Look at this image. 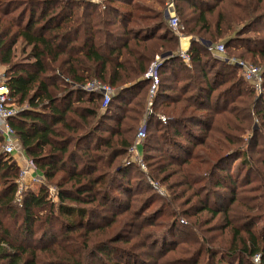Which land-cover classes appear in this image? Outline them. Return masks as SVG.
Returning <instances> with one entry per match:
<instances>
[{"label": "trees", "instance_id": "1", "mask_svg": "<svg viewBox=\"0 0 264 264\" xmlns=\"http://www.w3.org/2000/svg\"><path fill=\"white\" fill-rule=\"evenodd\" d=\"M116 1L102 8L91 0H0V61L19 109L11 125L44 177L18 202L20 168L0 156V264H255L256 256L264 264V154L253 161L247 150H230L227 135L230 120L252 116L264 129V81L259 93L211 49L221 42L228 58L264 65V0H175L180 33L191 38L190 67L162 10ZM158 56L160 84L141 152L170 183L172 199L160 208L176 203L178 188L199 197L180 215L150 210L156 198L132 177L144 174L123 162ZM92 80L115 89L106 108L102 95L83 89ZM254 142L264 152V133L254 131ZM237 158L254 183L249 198L238 195L240 176L228 166Z\"/></svg>", "mask_w": 264, "mask_h": 264}, {"label": "rangeland", "instance_id": "2", "mask_svg": "<svg viewBox=\"0 0 264 264\" xmlns=\"http://www.w3.org/2000/svg\"><path fill=\"white\" fill-rule=\"evenodd\" d=\"M91 1L93 3H96V4L102 3V8H104L105 6H103V2L107 1V0H91ZM138 1L143 3L145 6L150 7L152 9H155L157 11L162 10L163 16L166 20H168V23H169L170 18L175 13V10H174L175 5L173 6V8H169L167 6V3H166L167 0H162L163 5H159L156 0H138ZM112 2L115 3L116 5L120 4L119 2L117 3L116 0H112ZM180 24H181V22H180ZM181 26L183 27L182 24H181ZM175 35L179 36V42H180V37H190V36H185L182 32L181 33H175ZM251 36L254 37L255 34H252ZM219 44H222V43L220 42V43L216 44V46ZM17 47H19V46L17 45ZM213 54H214V56H216V55L218 56L217 53H213ZM222 56H224V55H219V57H222ZM224 58L226 59L227 62L230 59V58H228V56L227 57L225 56ZM16 59H17V62H21V63H24L27 61V54L21 53V47L17 48ZM243 61H245V60H243ZM245 62H247V61H245ZM247 63H250V62H247ZM250 64H252V63H250ZM256 66H259L263 70V73H264V65L256 64ZM240 73L242 75L241 71H240ZM262 77H263V81H264V74H262ZM92 81H94V80H92ZM92 81H88L86 84H88L89 82H92ZM262 87H263V82H262ZM102 106H103V103H102ZM153 110H154V108L152 109V112H153ZM147 113H148V111H147V107H146L145 108V116L142 118L139 126L137 127V132L135 134L133 145L131 146L129 153L126 155L123 162L125 163V165H128V166L132 165V164H136L139 167V169L141 170V172L144 174L143 176H141L138 171H134V172H132V177H133V180H139V179L142 180L143 179L145 184L149 187L148 189L146 188L147 189L146 195L147 196H154V198H156V200L153 202L150 210L157 211L158 209L162 210V208H165V214L167 212H169L170 210H172V212H174V213L176 212L177 215H180L183 210L188 209L193 204H197L195 202L198 200L199 197H197V199L193 198V197H189V194L193 193L192 191H188V190H185L182 188H178L176 191V194L179 195L180 197L176 201V203L171 205V206L160 208V206H164L163 202H170L172 199L173 195H172L171 190L169 189L170 183H166V182H164V180H162L163 179V173L159 174L157 172H152L150 170V168L145 163L143 152H140V154H141L140 160H139V158H136V154L132 152L133 148H135L137 145L142 146L146 142V139H145L143 142L138 143L137 133L143 125H146L144 123V121H146L150 117V116H147ZM146 131H147V125H146ZM254 131H256L258 134H259V132L264 133V129H262V127H261V121L258 119V116H252L250 119H247V121H245V122L236 121L235 119L230 120V129H228V131H227V135L231 139V143L229 145L230 150H234L236 148H239L242 150H247L249 152L248 154H249L250 158L251 159L253 158V161H256L257 159L262 157L264 152H261L263 150V147L261 146L260 142H259V144H256L255 142L252 144V141L254 138ZM249 146H252V148L249 149ZM1 155L6 156L3 153V141H0V156ZM207 156L209 158L210 164H213L215 161H217V154L209 151ZM6 158H10V157L8 156ZM239 163H240V158L233 159L228 164V166L232 172H234V173L236 172V175L240 176L238 179V185H237L238 186V195H240L241 197L245 196V197L249 198L251 195L254 194V192H252V193L250 192V191H252L250 188H253L254 183L249 184V185L247 184V181H245L246 180L245 175H246L248 169H247V167H244L243 165H240ZM196 164H197V167H200L199 165L201 164V162H198ZM208 167H210V166L209 165H202L203 169L208 168ZM259 167H261L260 164H257L256 168L259 169ZM36 170H37V168H36ZM199 173H202L201 169L199 170ZM194 174L197 176V174L195 172H194ZM256 178H257V175H254L253 179H256ZM201 184H203V183H198L195 185V187L200 186ZM257 185H255V186H257ZM33 188H34V189H32L33 191L38 192L40 186L34 185ZM51 188L56 189V187H53V186ZM54 193L53 194L51 193V195H55L57 192L55 194ZM186 193H189V194H186ZM226 194L227 193H225L224 195H226ZM227 196L228 195L223 196V198H226ZM200 197H203V195H201ZM247 201H248V199H247ZM203 215H206V213H204ZM163 218H164V216L160 217V221H162ZM183 219H185V218H183ZM170 220H173V219H170ZM193 220H195V219H191V221H193ZM217 221L219 223L220 219L218 218ZM166 223H168V221ZM215 223H216V221L213 224H215ZM227 235L228 234L225 233V236H227ZM170 259H172L171 255H169L167 257V260H170ZM254 263L256 264V262H254Z\"/></svg>", "mask_w": 264, "mask_h": 264}, {"label": "built area", "instance_id": "3", "mask_svg": "<svg viewBox=\"0 0 264 264\" xmlns=\"http://www.w3.org/2000/svg\"><path fill=\"white\" fill-rule=\"evenodd\" d=\"M166 3L169 8H173V6L175 5V0H167ZM168 25L174 33H180V31L183 29L175 13L170 18ZM211 49L213 53L218 54V56L216 55L218 58L223 61H226V59L224 58L225 56L227 57V55H225L226 49L223 44H219ZM219 55L224 56L219 57ZM179 57L187 66L190 67L192 65L191 57L187 52H180ZM162 59L163 58L157 57V59L150 65V68L146 74V78L149 79L151 82L150 90L148 93V100L146 104L148 111L147 116H150L153 113L152 109L154 108V100L160 84L159 66L162 62ZM228 62L240 69L243 78L248 84L255 87L258 92L262 91L263 70L259 66L247 63L238 58H230ZM5 72L6 70L4 69L0 61V134L3 139V153L9 157L16 158L15 160L20 163V171L17 179V201L21 202L23 198V192L26 189L32 188L34 185L41 186L44 182V177L37 173V170L33 166L30 158L26 155L25 151L21 147L16 132L11 125V120L19 113V109L10 104V100L8 97V89L5 86ZM83 89L86 92L92 94L102 95L103 108H106L110 104L113 96L116 94L114 88L109 85L102 84L98 81H92L88 84H85ZM161 119L163 122L166 121L165 116H161ZM144 123L146 124L147 122L144 121ZM146 137V125H143L137 133L138 143L143 142ZM140 146L141 145H137L132 150V152L136 154V158H139V160L141 156L139 152ZM54 192H57L56 189L51 188V193L53 194ZM254 262H256V264H259L260 257L256 256L254 258Z\"/></svg>", "mask_w": 264, "mask_h": 264}, {"label": "crops", "instance_id": "4", "mask_svg": "<svg viewBox=\"0 0 264 264\" xmlns=\"http://www.w3.org/2000/svg\"><path fill=\"white\" fill-rule=\"evenodd\" d=\"M180 52H187L188 53V50H189V48H190V46H191V38L190 37H180ZM217 57V56H216ZM161 58V57H160ZM163 58V57H162ZM218 58V57H217ZM157 59V58H156ZM220 59V58H219ZM4 67V66H3ZM4 69L6 70V67H4ZM146 125H147V123H146ZM142 146H140V148H139V152H141V148ZM14 160L16 159V158H13ZM16 162H17V160H15ZM17 164H18V166H19V164L20 163H18L17 162ZM37 173L38 174H40L41 176H42V174L37 170ZM34 187V186H33ZM29 188V189H34V188Z\"/></svg>", "mask_w": 264, "mask_h": 264}, {"label": "water", "instance_id": "5", "mask_svg": "<svg viewBox=\"0 0 264 264\" xmlns=\"http://www.w3.org/2000/svg\"><path fill=\"white\" fill-rule=\"evenodd\" d=\"M168 56H169V54H164V55H163L164 58H165V57H168Z\"/></svg>", "mask_w": 264, "mask_h": 264}]
</instances>
